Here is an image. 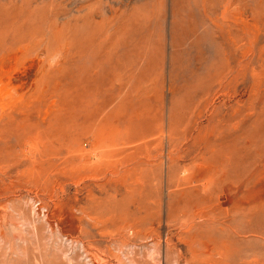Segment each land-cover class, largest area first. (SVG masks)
Returning <instances> with one entry per match:
<instances>
[{"label": "rangeland", "instance_id": "374dc122", "mask_svg": "<svg viewBox=\"0 0 264 264\" xmlns=\"http://www.w3.org/2000/svg\"><path fill=\"white\" fill-rule=\"evenodd\" d=\"M225 3L0 0V264H264V0Z\"/></svg>", "mask_w": 264, "mask_h": 264}, {"label": "bare ground", "instance_id": "6f19581e", "mask_svg": "<svg viewBox=\"0 0 264 264\" xmlns=\"http://www.w3.org/2000/svg\"><path fill=\"white\" fill-rule=\"evenodd\" d=\"M200 1V3H201V8H202V10H203V13L204 14H212V10H214L215 9V6H216V3L218 2V1H220V0H199ZM242 1V0H241ZM246 1V0H245ZM251 1V0H250ZM254 2H255V0H254ZM237 3H238V1H237ZM249 3V2H248ZM257 3V2H256ZM232 4V0H226V3L222 6L223 7V10H227L228 9V7H230V5ZM239 4V3H238ZM237 4V5H238ZM242 4H246V3H242ZM259 3H257V5H258ZM194 5H197V4H194ZM251 5V4H250ZM253 5H254V3H253ZM235 6V5H234ZM244 6V5H243ZM259 6V5H258ZM237 7V6H236ZM246 7V6H245ZM249 7V6H248ZM250 8V7H249ZM257 8V7H256ZM241 8H239L238 10L239 11H241L240 10ZM246 9V8H245ZM253 9V8H252ZM236 11H237V9H235ZM244 11V10H243ZM246 11V10H245ZM226 12V11H225ZM249 12H251V11H249ZM241 13V12H240ZM244 15V14H243ZM251 15V14H250ZM240 16V15H239ZM248 16V15H247ZM247 16H245V17H247ZM209 18H211V15H209L208 16ZM241 17V16H240ZM249 17V16H248ZM209 21H210V19H209ZM208 26H209V24H208ZM124 68V67H123ZM127 69V68H126ZM125 71H127V70H125ZM123 73H124V71H123Z\"/></svg>", "mask_w": 264, "mask_h": 264}]
</instances>
